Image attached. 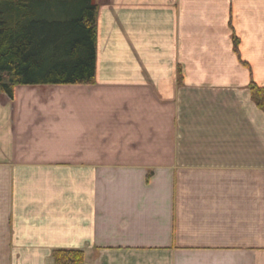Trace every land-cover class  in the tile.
Segmentation results:
<instances>
[{
	"label": "crops",
	"instance_id": "0c3cea01",
	"mask_svg": "<svg viewBox=\"0 0 264 264\" xmlns=\"http://www.w3.org/2000/svg\"><path fill=\"white\" fill-rule=\"evenodd\" d=\"M93 1L92 85L0 93V264H264V0Z\"/></svg>",
	"mask_w": 264,
	"mask_h": 264
},
{
	"label": "trees",
	"instance_id": "16d2710c",
	"mask_svg": "<svg viewBox=\"0 0 264 264\" xmlns=\"http://www.w3.org/2000/svg\"><path fill=\"white\" fill-rule=\"evenodd\" d=\"M93 0H0V93L17 86L91 85L96 76ZM264 112V91L250 86ZM54 264H83L80 249H55Z\"/></svg>",
	"mask_w": 264,
	"mask_h": 264
},
{
	"label": "rangeland",
	"instance_id": "374dc122",
	"mask_svg": "<svg viewBox=\"0 0 264 264\" xmlns=\"http://www.w3.org/2000/svg\"><path fill=\"white\" fill-rule=\"evenodd\" d=\"M79 85H83V84H79ZM84 85H86V84H84ZM92 85V84H91ZM36 86H38V85H36ZM2 94V93H1ZM149 180V175L148 176H146V181H148Z\"/></svg>",
	"mask_w": 264,
	"mask_h": 264
}]
</instances>
